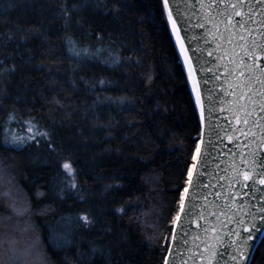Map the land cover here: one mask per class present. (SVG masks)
I'll return each instance as SVG.
<instances>
[{
  "label": "trees",
  "instance_id": "16d2710c",
  "mask_svg": "<svg viewBox=\"0 0 264 264\" xmlns=\"http://www.w3.org/2000/svg\"><path fill=\"white\" fill-rule=\"evenodd\" d=\"M199 131L161 0H0V264H162Z\"/></svg>",
  "mask_w": 264,
  "mask_h": 264
},
{
  "label": "water",
  "instance_id": "95a60500",
  "mask_svg": "<svg viewBox=\"0 0 264 264\" xmlns=\"http://www.w3.org/2000/svg\"><path fill=\"white\" fill-rule=\"evenodd\" d=\"M199 118L162 264H250L264 238V0H161Z\"/></svg>",
  "mask_w": 264,
  "mask_h": 264
},
{
  "label": "rangeland",
  "instance_id": "374dc122",
  "mask_svg": "<svg viewBox=\"0 0 264 264\" xmlns=\"http://www.w3.org/2000/svg\"><path fill=\"white\" fill-rule=\"evenodd\" d=\"M10 120L13 121V117L10 118ZM20 121L18 122L17 120H14L13 125L11 124L5 128L3 140L6 144H11L13 146H21L22 144H24V142L30 141L32 138H35L37 135H40V132H38L36 125L32 121L28 119ZM61 163L62 169L68 177V184L73 187L75 181L71 164L67 161H62ZM65 164L69 165V167L65 168Z\"/></svg>",
  "mask_w": 264,
  "mask_h": 264
},
{
  "label": "snow or ice",
  "instance_id": "6c2138e0",
  "mask_svg": "<svg viewBox=\"0 0 264 264\" xmlns=\"http://www.w3.org/2000/svg\"><path fill=\"white\" fill-rule=\"evenodd\" d=\"M64 167H65V168H68V167H69V165L65 164V165H64Z\"/></svg>",
  "mask_w": 264,
  "mask_h": 264
}]
</instances>
